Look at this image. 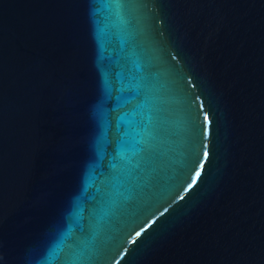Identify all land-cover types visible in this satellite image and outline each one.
Instances as JSON below:
<instances>
[{
    "label": "water",
    "instance_id": "95a60500",
    "mask_svg": "<svg viewBox=\"0 0 264 264\" xmlns=\"http://www.w3.org/2000/svg\"><path fill=\"white\" fill-rule=\"evenodd\" d=\"M0 264H264V0H0Z\"/></svg>",
    "mask_w": 264,
    "mask_h": 264
},
{
    "label": "snow or ice",
    "instance_id": "6c2138e0",
    "mask_svg": "<svg viewBox=\"0 0 264 264\" xmlns=\"http://www.w3.org/2000/svg\"><path fill=\"white\" fill-rule=\"evenodd\" d=\"M205 155H206V153H205ZM199 175H200V173H199V172H197V173H196V176L198 177ZM195 183H196V181H195V180H193V181L191 182V184L189 185V187H191V186H192V184H195ZM136 235H137V236H139V235H140V233H139V232H137V233H136Z\"/></svg>",
    "mask_w": 264,
    "mask_h": 264
}]
</instances>
